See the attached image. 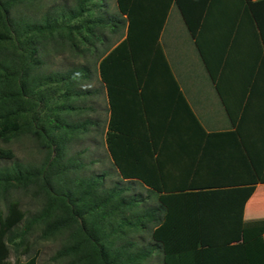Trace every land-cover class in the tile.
Here are the masks:
<instances>
[{
	"label": "trees",
	"instance_id": "obj_1",
	"mask_svg": "<svg viewBox=\"0 0 264 264\" xmlns=\"http://www.w3.org/2000/svg\"><path fill=\"white\" fill-rule=\"evenodd\" d=\"M115 1L117 12L110 13L104 0L54 1L42 10L35 5L41 6L43 0H0V142L29 133L39 136L45 150L41 161L31 166L17 161L10 147L0 145V163L12 160L0 166V205L6 204L5 211L0 208V264H11V249H30L26 237L38 225L41 238L61 237L53 258L67 264H148L155 257L163 264H225L217 257L234 245L244 255V206L256 184L264 183V150H233L227 159L236 162L240 173L235 182L226 179L225 185L192 184L173 190L148 186L130 150L134 140L130 98L134 87L139 89L145 82L140 71L148 59L155 58L172 78L158 38L174 3L219 93L233 126L231 134L245 146V132L251 128L258 141L264 134L259 132L264 131V0H246L249 25L236 19L224 26L207 24L214 14L213 0H205L206 10L202 5L194 10L192 0ZM21 6L31 7L33 14L24 13ZM104 29L125 36L110 46L103 41ZM68 48L76 55L96 50L98 87L76 88L92 77L89 64L62 72L42 71L52 50ZM63 88L57 95L62 102H52V95ZM175 88L181 96L176 83ZM90 94L102 96L105 121L86 118L70 124L62 119L60 109H75L64 103L68 97ZM142 104L146 126L149 116ZM43 107L53 117L40 116ZM189 113L202 130L190 109ZM102 125L104 146L119 177L110 186L104 185L106 171L73 178L70 167L80 169L85 163H66L71 136L55 134L68 128L97 131ZM227 155L228 150H223L220 158ZM213 172L222 176L230 170L217 156ZM28 185L42 195V202L37 212L27 216L19 202L10 199V190ZM152 196H158L157 201L148 202ZM176 212L190 215L180 220L181 233L173 217ZM251 223L262 224L264 219ZM143 233H149V242ZM248 242L264 264V234ZM15 264H37V255Z\"/></svg>",
	"mask_w": 264,
	"mask_h": 264
},
{
	"label": "crops",
	"instance_id": "obj_2",
	"mask_svg": "<svg viewBox=\"0 0 264 264\" xmlns=\"http://www.w3.org/2000/svg\"><path fill=\"white\" fill-rule=\"evenodd\" d=\"M192 1L194 10L199 9L201 5L204 10L207 9L205 0L202 3L201 0ZM184 2L187 3L188 0ZM210 6L213 7L214 14L209 16V26H224L236 19H243V25H249L251 19L246 0H213V5ZM262 24L264 26V21ZM158 42L172 78L155 58L148 59L141 65L140 73L145 82L139 89L134 87V94L130 98V125L134 134L130 150H134V163L138 165L140 173L149 180L148 186L164 190L225 185L228 184L224 182L226 179L237 181L240 173L236 169V162L233 159L228 161L227 157L233 155V150H264V134H259L258 141H255L256 133L250 128L245 132V146L231 134L233 126L219 93L174 3L169 8ZM137 54L140 56L141 53ZM189 71H203L209 82L187 78ZM175 83L182 99L177 94ZM142 101L145 102V110L149 116L146 126ZM189 109L202 130L194 122ZM223 150H228V155L220 158ZM217 156L219 162L228 166L230 172L227 175L211 173L212 163L216 164ZM220 181L222 183H219ZM157 198L158 196H152L148 202H155ZM217 216H223L222 212H217ZM173 217H176V229L181 233L183 221L180 220L187 219L190 215L176 212ZM258 218L264 219V183L256 184L254 192L244 206L241 238L244 255L237 245L229 246L223 256L217 257L218 262L243 264L241 259L245 257L246 264H260L254 244L248 242L255 236L264 234V223L255 226L251 223L253 219ZM234 228L231 233L235 231ZM227 231L230 232L229 229Z\"/></svg>",
	"mask_w": 264,
	"mask_h": 264
},
{
	"label": "rangeland",
	"instance_id": "obj_3",
	"mask_svg": "<svg viewBox=\"0 0 264 264\" xmlns=\"http://www.w3.org/2000/svg\"><path fill=\"white\" fill-rule=\"evenodd\" d=\"M54 1L61 2V0H43L41 6L37 3L35 6L37 10H42L52 4ZM68 4H72L73 0H67ZM104 4L106 5V9L110 13H116V1L115 0H104ZM34 6V7H35ZM24 13L33 14L30 11L31 7H20ZM103 33H105L104 42L109 43L110 46L114 45L123 35L122 33L112 34L108 29H104ZM82 44V43H81ZM80 44V46H81ZM98 48L102 47L98 44ZM97 52L92 49V51L84 52L79 55L72 52L68 49H60L59 51L52 50L50 55L46 58L47 62L42 71H65L68 68L76 65V64H89L92 77L88 80H83L77 84L79 88H95L99 86V80L97 77ZM187 78H192L193 81L197 79L199 82H209L208 77L203 71L194 73L189 71L187 74ZM55 87V85H54ZM63 88L61 91H56L52 95V102H62L61 99H57V95L61 92H64ZM68 104V108L72 106L75 109H67V110H59L60 116H62L64 121L69 122L70 124H77L83 121L86 118H99L101 121H105L107 118V112L104 108L105 102L102 96L98 97L95 95H80V96H71L67 98V101L64 102ZM93 106L94 109H88V106ZM45 113L50 115L48 109L44 107L40 111V116L45 117ZM51 116V115H50ZM53 117V116H51ZM46 119V117L44 118ZM94 127H89V130L82 129H66V130H58L57 133L69 134L71 136L70 142L67 145V161H74L76 163L84 162L85 167L76 169L74 167H70L72 171V177H84L89 175L91 172L101 173L102 171H106L107 175L105 177V186H110L112 184V180H117L118 174L114 170L112 162L107 155L105 146H104V134L102 129L104 125L100 126L97 131H94ZM0 145L10 147L15 154L17 161L24 165H37L41 159L45 150H43V146L39 140V136H33L29 133L22 134L19 137L13 139L9 143H2ZM12 160H3L0 163L2 165H10ZM262 190V188H261ZM134 189L129 192H133ZM10 199L17 200L19 202L20 208L25 211L26 215H30L34 212H37L41 208L42 195H39L35 190L33 185H28L26 188H11L10 190ZM0 208L2 211L6 210V204L2 201ZM40 234V226L35 227L33 232L29 233L26 237L27 242L29 243L30 249L26 252L25 249H22V246L14 251L10 250L9 260L11 264L18 263L20 261L26 260L28 257L32 255H37V264H67V260H56L53 258V255L60 248L62 239L61 237H55L51 239H43L39 236ZM144 240L147 242L150 241L149 233H143ZM148 264H163L161 263L159 258H154L149 261Z\"/></svg>",
	"mask_w": 264,
	"mask_h": 264
}]
</instances>
